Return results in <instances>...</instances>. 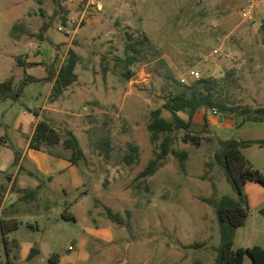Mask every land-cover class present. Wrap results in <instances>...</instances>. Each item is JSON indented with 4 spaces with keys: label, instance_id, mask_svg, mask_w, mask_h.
<instances>
[{
    "label": "rangeland",
    "instance_id": "1",
    "mask_svg": "<svg viewBox=\"0 0 264 264\" xmlns=\"http://www.w3.org/2000/svg\"><path fill=\"white\" fill-rule=\"evenodd\" d=\"M244 2L95 0L91 5L89 0H16L22 18L10 27L3 16L15 0H0V82L11 77L12 71L16 84L26 73L40 78L47 76L44 65L25 71L16 63L20 56L59 68L69 49L81 55L77 67L79 81L68 88L62 100L68 105L66 122L70 121L86 153L89 165L81 163V167H93L92 174L101 185L94 195L106 192V198L112 200L110 209L120 215L123 223L114 221L108 207L96 196L94 216L113 222L117 231L124 229L126 235L118 237L115 244L122 250L121 256L128 255L132 263L143 258L142 254L134 256V251L145 249V260L140 264H215L216 247L221 241L218 216L203 198L236 197L224 171L214 161L218 140L264 138V122H247L237 127L236 120H240L237 115L202 108L193 128L202 137L201 146L184 142L183 131L178 132L173 145L177 150L189 152L185 172L170 154L164 163H167L164 176L154 174L147 179L124 180L113 188L109 186V178L113 168L124 165L129 143L137 146L139 142L144 159L154 157L156 145L148 131L150 113L162 108L170 93L188 90L197 80L193 71H199L200 78L218 79L219 85L211 89L229 106H264V29L243 24L240 8ZM58 4L65 6L66 11ZM45 23L49 27L41 40L39 33ZM128 35L134 40L149 38V42L141 45L137 60L129 66L124 61ZM215 49L220 53L213 57ZM130 72L133 76L129 78ZM50 87L47 82L31 83L20 100L0 102L2 216L20 221L19 228L9 235L11 242L17 241L10 244L11 261L0 229V264H52L50 257L66 254L83 233L86 212L78 206L73 208L78 220H67L62 217V205L54 204L48 191L41 189L43 195L31 199L19 192L39 182L38 175H26L25 169L32 166V160L26 157L20 168L16 157L30 144L37 119L35 112L45 105L48 94V103L53 101ZM163 116L171 118L167 110H163ZM181 116L186 118L187 114ZM205 118L207 129L203 128ZM226 121L234 126L223 128ZM51 123L60 131L68 129L61 119ZM106 136L111 137L109 158L99 146ZM44 149L61 154L68 151L62 144ZM142 165L139 162L131 167V174ZM125 195L134 196L123 198ZM255 239L258 236L241 229L233 248L245 247ZM20 240L30 245V252L36 249L38 253L19 262ZM103 260L107 262L108 258ZM245 264H253L249 256Z\"/></svg>",
    "mask_w": 264,
    "mask_h": 264
},
{
    "label": "trees",
    "instance_id": "2",
    "mask_svg": "<svg viewBox=\"0 0 264 264\" xmlns=\"http://www.w3.org/2000/svg\"><path fill=\"white\" fill-rule=\"evenodd\" d=\"M62 11H66L65 6L58 4ZM67 18H63V24H66ZM15 24L14 28H17ZM49 27L45 23L39 33L41 40H44V32ZM264 29V25L261 26ZM149 38L144 36L140 40H134L128 35L126 44L125 64H133L141 51L140 47ZM133 52L134 54H132ZM81 55L73 48L68 50L67 56L59 68L53 64L43 62H28L21 56L16 59V63L27 68L44 65L47 67V76L39 78L34 75L25 74V77L16 84L14 81L13 71L10 78L0 82V102L6 100L18 101L24 94L25 87L28 84L36 82L53 83L51 100L59 99L63 93L73 85L79 78L76 69L81 61ZM130 72L128 77H132ZM219 80L213 77H202L189 87L188 90L170 93L162 108H156L150 113L148 131L150 132L151 141L156 145L154 157L148 162L139 178H145L154 175L158 169L165 163L168 156L172 154L180 164L182 171L187 170V160L189 152L187 150H177L174 143L178 138V132L183 131L181 139L186 143H191L197 147L202 144V137L198 132H194L195 117L198 111L205 109H219L221 112H231L237 115L240 120H236V126L242 127L247 122H264V106L257 108L250 107H232L227 105L220 97L215 96L212 89L218 86ZM163 110L171 114V118L163 116ZM36 113V112H35ZM186 113L187 117L181 116ZM37 115V114H36ZM203 128L207 129L208 122L205 118ZM62 144L65 149L70 151L69 160L76 166L86 161V155L81 143L72 130L60 131L56 129L47 119H41L37 122L34 133L30 140V147L37 150L44 149V146L54 147ZM219 148L214 153V161L224 171L228 182L231 184L236 197L223 195L220 198H203V201L212 205L218 216V223L221 233V241L216 247L217 256L215 264H245V259L249 256L253 264H264V248L261 246H252L247 248H233L234 239L237 230L244 226L251 212L248 198L245 193V186L249 181L257 182L264 185V174L255 168L250 160L246 157L245 151L252 147L264 148V139H219ZM101 151L106 158L111 156V137L106 136L99 144ZM129 153L124 156L125 163L131 165L139 157V147L135 144H128ZM18 159V156L16 157ZM24 193L28 199L35 197V190H19ZM3 195H0V229L3 240L6 245L9 260L12 242L17 243L15 239H9L11 232L16 231L20 226L17 218H6L3 214ZM264 215V206L260 210ZM110 217L114 221L122 224L119 214H114L108 208ZM64 219H74V216L68 212L62 214ZM129 225V224H128ZM50 263H59V254H53Z\"/></svg>",
    "mask_w": 264,
    "mask_h": 264
},
{
    "label": "crops",
    "instance_id": "3",
    "mask_svg": "<svg viewBox=\"0 0 264 264\" xmlns=\"http://www.w3.org/2000/svg\"><path fill=\"white\" fill-rule=\"evenodd\" d=\"M22 13L23 12L21 8L17 6L15 0V3L11 7H9L5 12L3 19L6 21L8 26L12 27L16 21L22 18ZM5 47L7 48V44ZM27 61L43 62L42 60L30 59H28ZM78 81L79 78L75 83H77ZM52 86L53 83H51L50 89H52ZM67 92L68 89L63 93V95L59 99L53 100L50 103H48L47 101L49 98V94L47 95L45 105L35 113L37 114V119L34 123L33 131L29 138V143L34 133L36 124L39 120L44 118V113L46 115L45 118H47V120L53 122L54 119H61L63 121V124L67 126L69 130H72L74 132L70 125V121L68 120V122H66L68 105L62 101L66 97ZM198 114L199 111L196 114V117L198 116ZM58 117L60 118L58 119ZM226 122L227 123L222 125L223 128L228 129L229 127L234 126L231 121ZM236 139L264 138L236 137ZM29 145H27L23 153H18V165L20 166V168L23 167L25 158L29 157L32 160L33 164L32 166L30 165L26 167V175H38L39 182L35 185H29L28 183L30 188L27 190H35V196H37L38 194V196L40 197L43 195L41 189L48 191L49 195L51 197H54V204L62 205V214L64 212L72 214L74 216L75 221L78 220V216L74 212V205L76 207L78 206L82 210V212H86L83 218V233L79 236V239L75 241V243H73V250L69 249V247L72 246L70 245L66 254H59L58 264H140L141 260H145V249H139L138 251H134V256H140V254L143 255L142 259L135 261L134 263L129 260L128 255L125 254L121 256L122 250L115 243L118 237H124L126 235L124 229L119 228V230L117 231L113 222H106L104 219L95 218V209H93V206L94 196L96 195H94V193L96 192L95 190L97 188L100 189L101 185L97 183L96 178L92 174L94 169L93 167L89 169H83L81 167V164L79 166L74 165L69 160L70 151H67L66 154H61L59 152L51 153L46 149H33ZM137 146L139 147V142L137 143ZM128 153L129 151L126 152L125 155H127ZM245 155L250 160L252 165L264 174V148L252 147L245 151ZM152 158L153 157L149 156L147 159H144V156L141 154V150L139 148V157L134 163H132L131 165H127L126 163H124V165H118L111 170L109 186L113 188L116 186L117 183H120L124 180L130 182L131 179H147V177L139 178L138 176ZM139 162L143 163L142 167L136 170L135 172L133 171L131 174V167H133ZM82 163L86 165L88 164L87 156L86 161ZM166 172L167 163L163 164L158 169V171L155 173V176H164L166 175ZM26 177V179L29 180L28 176ZM14 178H16V176H14L13 179ZM13 179L11 183H13ZM100 181L102 180L100 179ZM256 183L257 182L247 183L245 186V192L248 198V203L251 212L245 225L237 230L235 239L241 229H246L247 233L250 235L258 236V239H255L256 241L251 240L250 242L252 243H247V245H245V247L243 248L252 246H261L264 248V215L260 212L261 208L264 206V188L259 186L260 183ZM129 196L132 197L134 195H125L123 196V198L125 197L132 199ZM106 197L107 193L101 192V194L97 195L95 198L99 199V201L103 205H106L110 209L112 200L111 197H109L108 199ZM98 213L99 216L102 217L101 212ZM18 243L20 247L18 261L22 262L30 255V245L22 240H20ZM104 258H108V261L105 262L103 260ZM143 262L145 263L146 261Z\"/></svg>",
    "mask_w": 264,
    "mask_h": 264
},
{
    "label": "built area",
    "instance_id": "4",
    "mask_svg": "<svg viewBox=\"0 0 264 264\" xmlns=\"http://www.w3.org/2000/svg\"><path fill=\"white\" fill-rule=\"evenodd\" d=\"M91 5L95 4V0H89ZM240 18L243 24L252 25V26H263L264 25V0H245L244 4L240 8ZM75 21H73L74 23ZM67 29V28H66ZM70 33V30H67ZM220 53L219 49H215L212 52V56L216 57ZM195 79L201 77L199 71L192 72ZM216 112V110H215ZM70 250H73L74 247L70 246Z\"/></svg>",
    "mask_w": 264,
    "mask_h": 264
},
{
    "label": "water",
    "instance_id": "5",
    "mask_svg": "<svg viewBox=\"0 0 264 264\" xmlns=\"http://www.w3.org/2000/svg\"><path fill=\"white\" fill-rule=\"evenodd\" d=\"M38 253V250L32 249L29 255V259L33 258Z\"/></svg>",
    "mask_w": 264,
    "mask_h": 264
}]
</instances>
